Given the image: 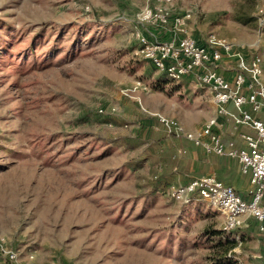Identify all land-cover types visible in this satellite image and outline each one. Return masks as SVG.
Here are the masks:
<instances>
[{
	"label": "rangeland",
	"instance_id": "rangeland-1",
	"mask_svg": "<svg viewBox=\"0 0 264 264\" xmlns=\"http://www.w3.org/2000/svg\"><path fill=\"white\" fill-rule=\"evenodd\" d=\"M157 5L0 0V264H260L252 219L221 233L209 204L171 198L203 175L169 162L184 139L155 131L151 115L191 130L212 115L210 96L157 72L137 34L261 47L264 2L170 0L168 31L140 22Z\"/></svg>",
	"mask_w": 264,
	"mask_h": 264
},
{
	"label": "built area",
	"instance_id": "built-area-1",
	"mask_svg": "<svg viewBox=\"0 0 264 264\" xmlns=\"http://www.w3.org/2000/svg\"><path fill=\"white\" fill-rule=\"evenodd\" d=\"M154 9H145L140 17L147 23L170 29V16L165 7L170 0H156ZM259 24L264 28V11L259 9ZM184 18L175 19L172 24L185 33ZM138 51L154 69L172 82L193 78L196 85L206 89L211 96L215 116L209 118L197 129L186 130L182 123L161 113L151 116L156 121L155 131L163 130L169 138L180 137L191 142L205 156H217L235 160L242 174L249 175L253 187L251 199L246 202L231 186L222 183L214 174L191 179L184 185L170 187V196L180 202L195 197L213 207L224 219L222 231L230 233L244 226L246 219L258 223V233L264 243V122L254 115L264 112V68L258 55L246 57L233 48L232 43L209 34L203 43L184 34L181 38L160 43L150 42L137 34ZM228 58L235 61L231 79L218 73L220 63ZM138 85H141L138 83ZM146 89V87H143ZM233 111L229 110V106ZM101 112V110H100ZM230 122L234 139L224 141L219 132V118ZM250 129L253 134L240 131ZM236 139L245 147L238 148ZM181 154L176 151L174 157ZM7 259L16 262L17 254L7 252ZM264 264V254L262 257Z\"/></svg>",
	"mask_w": 264,
	"mask_h": 264
},
{
	"label": "crops",
	"instance_id": "crops-1",
	"mask_svg": "<svg viewBox=\"0 0 264 264\" xmlns=\"http://www.w3.org/2000/svg\"><path fill=\"white\" fill-rule=\"evenodd\" d=\"M262 1L264 2V0ZM204 40L205 39H202V40L197 39V42L203 43ZM233 48L241 52L242 54H244L246 57H249L251 55H258L262 59H264V46L248 49L244 47L237 48L235 47V45H233ZM263 68H264V63H263ZM234 69H235V61L230 60L228 58H224V60L220 63L218 67V73L231 79L234 73ZM187 80L194 82L193 78H187ZM208 103H210V105L209 104L208 105L209 107H211V111H212V115L209 117L211 118L215 116V109L211 103V96L209 98ZM208 105L206 102L203 103L204 108ZM228 108L229 110L233 111V107L231 105ZM254 116L257 119L264 122V112H260L258 114H255ZM206 120H204L200 126L191 127L189 129L193 130V129L200 128L205 123ZM218 122H219L218 130L221 133L224 141H229V140L234 139V135L231 131L230 122L221 117L218 119ZM240 131L243 133H247V134H253V132L250 129H247L245 127H241ZM236 146L238 148L245 147L244 143L239 139H236ZM177 150H180V149H177ZM183 157L187 159L186 166H188V169L190 170L188 176H192L190 172L192 171L191 169L195 167L197 168L198 175L214 174L218 178V180H220L222 183H224L225 185L231 186L234 189V191L241 197L242 200L248 202L251 199L253 187L250 183V177L249 175H244L241 173L239 164L237 161L229 160L227 158L217 157L213 155L205 156L202 153V151L198 149L197 147L193 148L192 150H184ZM253 221L255 223L254 226L257 231L256 234L259 235L258 234V223L255 220ZM261 243H262L263 253L260 256V264L263 263L262 257L264 254V243L262 241Z\"/></svg>",
	"mask_w": 264,
	"mask_h": 264
},
{
	"label": "trees",
	"instance_id": "trees-1",
	"mask_svg": "<svg viewBox=\"0 0 264 264\" xmlns=\"http://www.w3.org/2000/svg\"><path fill=\"white\" fill-rule=\"evenodd\" d=\"M162 132L164 133V131L162 130ZM193 148H195V146L191 143V142H189V141H187V140H184V142H183V145H182V147L180 148V151H181V154L178 156V157H174V155L176 154V150L174 151V153L170 156V158H169V162L171 163V164H176V163H181V164H183V162H181V160L183 159V151L184 150H192ZM183 161H184V159H183ZM185 162V161H184ZM184 164H186V162L184 163ZM221 233H226V232H224V231H221Z\"/></svg>",
	"mask_w": 264,
	"mask_h": 264
}]
</instances>
